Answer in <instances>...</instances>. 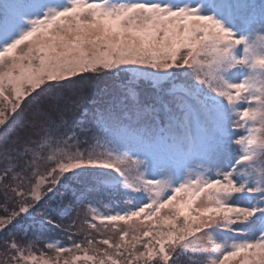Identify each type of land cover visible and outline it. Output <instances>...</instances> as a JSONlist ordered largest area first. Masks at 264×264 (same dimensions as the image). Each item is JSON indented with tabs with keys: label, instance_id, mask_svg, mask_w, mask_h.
I'll use <instances>...</instances> for the list:
<instances>
[{
	"label": "snow or ice",
	"instance_id": "snow-or-ice-1",
	"mask_svg": "<svg viewBox=\"0 0 264 264\" xmlns=\"http://www.w3.org/2000/svg\"><path fill=\"white\" fill-rule=\"evenodd\" d=\"M0 264H264V0H0Z\"/></svg>",
	"mask_w": 264,
	"mask_h": 264
},
{
	"label": "trees",
	"instance_id": "trees-1",
	"mask_svg": "<svg viewBox=\"0 0 264 264\" xmlns=\"http://www.w3.org/2000/svg\"><path fill=\"white\" fill-rule=\"evenodd\" d=\"M99 87L103 88V87H104V84L101 82V83L99 84Z\"/></svg>",
	"mask_w": 264,
	"mask_h": 264
}]
</instances>
